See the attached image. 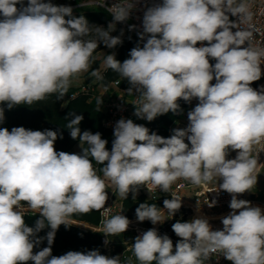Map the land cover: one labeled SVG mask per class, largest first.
<instances>
[{"label": "clouds", "instance_id": "9594fccd", "mask_svg": "<svg viewBox=\"0 0 264 264\" xmlns=\"http://www.w3.org/2000/svg\"><path fill=\"white\" fill-rule=\"evenodd\" d=\"M141 2L101 0L98 6L112 16L104 28L51 0H27L26 5L24 0H0V104L12 109L51 94L63 99L72 80L99 59L93 53L100 43L109 49L122 44L123 29L118 36L111 33ZM254 2L145 4L138 35L146 42L131 49L123 62L115 53L104 56L105 66L127 81L126 92L135 98L130 103L139 119L151 122L169 112L177 114L182 111L178 101L198 100L187 113V127L173 129L168 138L121 118L109 151L101 133L81 132L84 117L72 112L66 128L72 139H79L77 154L56 151L55 141L63 138L57 131L0 128V264H123L121 256L103 255L98 249L53 256L56 232L61 225H77L75 214L103 210L109 215L106 181L114 186L113 193L123 199L132 193L135 200L141 187L169 193L178 180L194 186L215 181L218 186L212 191L231 195V211L220 218L222 229L213 230L206 217L177 220L172 224L180 238L175 246L155 227L144 231L131 247L139 264H209L217 256L232 264H264V209L237 198L253 190L264 169L259 162L264 152V86H251L264 74V43L256 42L264 33L255 22ZM259 11L264 14V7ZM92 75L99 78L97 71ZM4 111L0 107V123ZM230 152H236L235 158H228ZM206 204L211 208L216 201ZM181 207V198L173 194L163 201L166 217L156 204L146 202L135 214L137 221L157 225ZM29 213L40 217L33 227L25 222ZM130 223L122 212L105 219L99 231L105 244L109 236L125 233ZM45 227L50 228L46 236H38ZM45 240L48 246L34 252Z\"/></svg>", "mask_w": 264, "mask_h": 264}, {"label": "built area", "instance_id": "2783aa9c", "mask_svg": "<svg viewBox=\"0 0 264 264\" xmlns=\"http://www.w3.org/2000/svg\"><path fill=\"white\" fill-rule=\"evenodd\" d=\"M100 2L101 0H83L70 6L73 9L98 7L106 10L105 7L98 6ZM114 2L115 0H107L108 4ZM154 2H160V0H142L141 4L138 6L139 10L134 11L129 20L120 23L122 28L126 32L139 36L138 33L142 31L144 6L145 4H147V6H151ZM80 4H83L84 7H81ZM262 7H264V0H255L253 5V11L257 13L255 22L257 24V27L260 28L261 33H264V14H260L259 11ZM232 19L235 18L233 17ZM131 25H136V28L131 29ZM256 42L264 43V34L257 35ZM197 46L200 45L198 44ZM210 62L215 63L214 60H210ZM92 68L93 64L90 66L88 71L81 73L84 74L83 76H85L84 80L76 83V85H70L73 90L65 95L66 100H71L76 98L77 96L85 95L89 98V100L97 101L104 114L102 124L107 129H114L116 122L121 118L132 119L134 123L140 124L138 118L134 115V105L130 103L135 98L133 96H129L126 92V89L128 87H121L119 80L111 81L109 84H104L99 80L103 75L104 69L107 68L104 64V59L97 67H95L94 70H91ZM261 68L262 73H264V64L261 65ZM93 71L98 72L99 78L92 75ZM212 83H215V80H213ZM251 86L257 90H259L261 86H264V74H262L259 81L253 82ZM197 103L198 100L193 99L189 104L188 110L184 114L180 115L179 120H176V122L169 126L167 131L169 136L173 134V129H183L187 127V113L192 110ZM6 105V103L0 104V107H4ZM150 129L152 130V132H158V128L156 127H150ZM185 142L188 143L187 140H185ZM259 162L264 164V152L260 153ZM95 167L99 168L98 165H95ZM261 171L262 172L259 174L257 179V184L253 188V190L245 192L242 195H238L237 198L248 200L253 206H259L264 209V169H261ZM99 174L103 178V174ZM106 183L109 184V187L107 188L108 200L105 207H111V211L107 217L102 214L103 210L99 211L98 223L95 225L94 230L99 233L100 229L103 227V221L105 219L110 218L113 215L120 214L121 212L122 215L126 216L130 220L131 223L128 230L118 236H109V242L107 244H105L106 237L104 236V234L99 233L101 235V244L105 248L107 256H121L123 264L125 262L127 263L128 260H131L133 264L139 263L133 256L131 247L132 243L135 240V237L140 235L144 231L155 227L160 235H168L173 241V245L175 246L176 242L180 238L177 237L172 231V224L177 220L183 221L185 219V221H188L193 218L206 217L209 219V223L212 225L213 230H216L222 229L223 227L220 218L226 216L231 211V209L229 208L231 195L223 190L212 191L218 186L215 181L201 186H194L191 185L188 181L178 180L172 185L169 193H163L159 190H155L152 193H149L145 187H143L142 190H139L137 193L139 194L140 192H142L149 201L160 203L159 209H161V212L165 215V217L167 216V213L166 210L163 209V201L164 199L172 198V195L175 194L176 197L181 198L182 202V207L175 214V216L171 219H166L164 223L157 225H153L150 221L147 220L144 222H139L137 221L136 215H129L124 206L125 199L121 198L118 192L113 193L115 191L114 187L111 186L109 182L106 181ZM207 200H215L216 206L209 208L206 204ZM209 264H232V262L224 259L222 256H217L210 259Z\"/></svg>", "mask_w": 264, "mask_h": 264}, {"label": "trees", "instance_id": "16d2710c", "mask_svg": "<svg viewBox=\"0 0 264 264\" xmlns=\"http://www.w3.org/2000/svg\"><path fill=\"white\" fill-rule=\"evenodd\" d=\"M81 1L83 0H51L54 5L65 6H70ZM24 2L26 5L27 0H24ZM73 15L76 17L83 15L90 25L101 26L104 28H107L108 24L112 22L111 14H109L105 9L98 7L76 8L73 9ZM66 19H68V17H66ZM121 29L123 28L121 24L118 23L116 31L112 32L111 35H120ZM121 39L123 41L122 44L117 45L112 49L107 48L103 45V43L99 44L97 51L94 52L93 55L98 56L100 59H97L95 63H93V68L91 70H94L107 54L115 53L116 59L123 62L125 59L130 58L129 53L131 49L136 47L138 44L142 46L143 42H146L140 41L139 36L126 32L124 29ZM212 63L214 64V62ZM99 80L104 84H109L111 81L119 80L121 87H129L127 81L110 68L104 69L103 75ZM72 90L73 88L69 87L67 93ZM178 103L182 109L180 113L173 114L169 112L156 117L151 122L139 118L138 121L150 130V134L152 133L150 127H156L158 128V132L156 134L168 138L170 137L167 133L169 126L176 122V120H179L180 115L184 114L188 110L190 104L184 102L183 100L178 101ZM3 108L5 110L4 121L3 123H0V128H7L9 131L13 127H24L25 129L40 131L45 129L57 131L62 134L63 138H58L54 143V147L57 152L65 151L68 153H74V146L79 143V139L74 140L71 138L70 130L66 128L67 123L72 118L69 113L75 112L77 115H82L84 117L79 125L81 132L87 130L91 131L93 134L96 132L101 133L102 139L108 141L106 145L107 149L109 151L111 150L112 141L114 139V129H107L103 126L102 120L104 114L102 109L98 105L97 101L89 100V98L85 95H80L74 99L66 100L65 97L63 99H57V94H51L44 100L33 103L31 106L18 105L12 109H8L6 105ZM98 166L99 168L102 167V165ZM142 188L143 187L139 190L141 191ZM144 202L148 204H156L157 208L160 207V203L149 201L142 192L136 194L135 200L133 199L132 193H129L128 198L125 199L124 206L129 215L135 216L136 208L140 203ZM39 218L38 213H29L25 216V222L29 227H33L35 225V221ZM98 219L99 211H91L87 214H75L72 217V220L75 221L77 225H72L68 228L61 225L57 230L54 243L52 245V255L60 256L68 251L87 252L89 250L96 249H98L101 254L106 255V250L100 241L101 235L94 230L95 225L98 223ZM183 221H185V219ZM83 223H85V225H83ZM49 230L50 228L45 227L38 233V236H46ZM46 246L48 245L45 240L39 248H34V252L39 251L41 248ZM29 264H31V262H29ZM124 264L127 263L125 262Z\"/></svg>", "mask_w": 264, "mask_h": 264}, {"label": "rangeland", "instance_id": "374dc122", "mask_svg": "<svg viewBox=\"0 0 264 264\" xmlns=\"http://www.w3.org/2000/svg\"><path fill=\"white\" fill-rule=\"evenodd\" d=\"M74 152L77 154L81 152V148L79 147V143H77L76 146L74 147ZM235 153L236 152H230L228 158L229 159L235 158ZM83 225H85V223H83ZM106 255H107V253H106Z\"/></svg>", "mask_w": 264, "mask_h": 264}, {"label": "crops", "instance_id": "0c3cea01", "mask_svg": "<svg viewBox=\"0 0 264 264\" xmlns=\"http://www.w3.org/2000/svg\"><path fill=\"white\" fill-rule=\"evenodd\" d=\"M84 74H80L78 77H75L73 80H72V82H71V85L72 84H75L76 85V83H78V82H80V81H82V80H84L85 79V76H83ZM86 76H87V74H86ZM76 146V145H75ZM74 146V147H75ZM75 153V152H74ZM110 183V182H109ZM114 187V186H113Z\"/></svg>", "mask_w": 264, "mask_h": 264}]
</instances>
